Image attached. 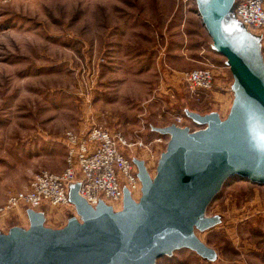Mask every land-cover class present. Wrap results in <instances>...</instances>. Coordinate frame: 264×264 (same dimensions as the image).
I'll return each instance as SVG.
<instances>
[{
  "label": "rangeland",
  "instance_id": "1",
  "mask_svg": "<svg viewBox=\"0 0 264 264\" xmlns=\"http://www.w3.org/2000/svg\"><path fill=\"white\" fill-rule=\"evenodd\" d=\"M210 44L195 0H0V205L9 191L55 163L58 152L50 144L64 130L97 125L120 131L130 142L139 138L148 149L135 148L134 154L154 174L168 137L158 141L160 135L149 124L174 122L182 114L181 100L204 112L220 102L214 92L229 93L220 84L230 82L231 73ZM172 61H188V70L210 67L212 91L193 95L181 79L187 70L165 75L163 69ZM95 71L99 78L94 84ZM94 106L99 111L95 116ZM231 179L206 209L208 215L230 217L198 235L219 249L222 261L264 264V211L259 207L264 186L239 182L224 198ZM66 208L72 209L46 211L47 225L64 223ZM14 214L27 225L21 208ZM156 264L207 263L181 249Z\"/></svg>",
  "mask_w": 264,
  "mask_h": 264
},
{
  "label": "water",
  "instance_id": "2",
  "mask_svg": "<svg viewBox=\"0 0 264 264\" xmlns=\"http://www.w3.org/2000/svg\"><path fill=\"white\" fill-rule=\"evenodd\" d=\"M242 0H195L210 49L223 56L232 80L220 87L231 95L227 112H201L181 100L189 124H149L167 136L151 174L143 158L127 152L140 188L133 196L120 181L121 201L80 195L81 169L65 183L71 208L64 223H46L47 204H21L23 225L11 214L0 226V264H156L162 256L188 249L207 264H228L198 235L222 226L230 214H206L212 199L233 177L264 186V30L237 15Z\"/></svg>",
  "mask_w": 264,
  "mask_h": 264
},
{
  "label": "built area",
  "instance_id": "3",
  "mask_svg": "<svg viewBox=\"0 0 264 264\" xmlns=\"http://www.w3.org/2000/svg\"><path fill=\"white\" fill-rule=\"evenodd\" d=\"M237 15L253 29L264 30V0H242L237 6ZM103 58L99 59L102 62ZM214 73L204 66L183 71L181 79L189 91L198 96V91H212ZM180 114L174 117L177 125L186 124ZM160 136L158 141H162ZM66 148L65 166L60 172L40 170L22 188L7 193L6 200L0 205V219L4 220L26 204L38 208L45 202L47 211L52 208L71 206L66 195L65 183L74 179L73 165L81 169L83 180L80 195L90 203H96L99 196L114 205L121 201L120 181L126 183L133 196L139 195L140 184L135 177V166L126 156L138 147H146L137 138L130 142L117 130L102 126H92L86 131L67 130L63 135ZM264 211V196L259 202Z\"/></svg>",
  "mask_w": 264,
  "mask_h": 264
},
{
  "label": "crops",
  "instance_id": "4",
  "mask_svg": "<svg viewBox=\"0 0 264 264\" xmlns=\"http://www.w3.org/2000/svg\"><path fill=\"white\" fill-rule=\"evenodd\" d=\"M263 46H264V41H263ZM187 52H189V50L187 49ZM188 56V55H187ZM186 59H189V58H186ZM166 61V60H165ZM170 63V62H169ZM167 64H168V61H167ZM190 68V65H189V63H188V61H185L184 63H181V64H177V63H174L173 64V61H172V63L171 64H169V67H167V68H164L163 69V72L165 73V75L169 72V70H172L173 69V72L175 71V72H177L178 74L179 73H181V71H183V70H188ZM168 70V71H167ZM96 72V71H95ZM177 74V75H178ZM167 77V76H166ZM172 78L174 77V76H171ZM99 78V71H97L95 74H94V84H95V82H97V79ZM214 86H215V82H214ZM133 92H139L140 93V91L139 90H134ZM140 96V95H139ZM138 95L137 96H135V95H131L129 98H131V99H133V98H138L139 97ZM213 96H214V98L215 99H218V100H220V102L218 103V104H216V107L218 108V111L222 114V115H224L226 112H227V110H228V108H229V105H230V99H229V97H230V95H229V93H221V92H214V94H213ZM144 101H147V99L146 100H144ZM146 103H142L141 105H142V107L144 108V110H145V112H146V114H147V111H146V105H145ZM211 108V107H210ZM193 109V108H192ZM199 111V110H198ZM98 109H96L95 108V106H94V116L95 115H97L98 114ZM145 114V115H146ZM137 116V115H136ZM95 121V120H94ZM92 126H95V125H92ZM92 126H89V127H85L83 130L82 129H76L77 131H86V130H88L90 127H92ZM64 132H65V130L62 132V133H59L57 136H55L56 137V139H53L52 141H53V143L52 144H50V146H52V150H53V152L56 150V152H58V157L57 158H55V163H48V164H45L42 168H40L38 171H40V170H48V171H52V170H54V172H57V171H59L60 169H62L64 166H65V154H66V148H65V146H64V142H63V135H64ZM49 141V140H48ZM57 161V162H56ZM37 172V171H36ZM36 172H34V173H36ZM53 172V171H52ZM32 177V176H31ZM31 177L29 178V180L31 179ZM234 178V179H233ZM232 179H231V181L229 182V183H226V196H224V198H228L229 196H230V192H232V189L234 188V186L237 184V183H239V182H244V183H246V184H249V186H257V187H261L260 185H256V184H253V183H251V182H249V181H246V180H243V179H240V178H238V177H233ZM28 180V181H29ZM27 181V182H28ZM26 182V183H27ZM26 183L24 184V185H26ZM23 185V186H24ZM22 186V187H23ZM257 190V189H256ZM230 198V197H229ZM228 200V199H227ZM237 225H235V227H236ZM206 243V242H205ZM207 244V243H206ZM209 245V244H208ZM210 247H213V248H215V249H217V251H218V254H219V257H220V255L222 256V257H224L223 256V254L219 251V249L217 248V247H214V246H211V245H209ZM243 250H246L245 248L244 249H242V251H241V253L242 252H244ZM221 258V257H220ZM224 259H226V260H228V258L227 257H225ZM225 262H227L228 264H244V260L242 259V260H237V261H234V260H228V261H225Z\"/></svg>",
  "mask_w": 264,
  "mask_h": 264
}]
</instances>
